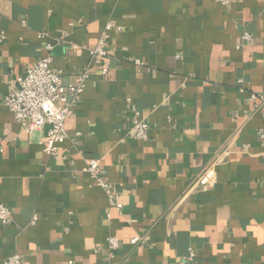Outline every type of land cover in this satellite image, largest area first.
<instances>
[{
	"label": "crops",
	"instance_id": "1",
	"mask_svg": "<svg viewBox=\"0 0 264 264\" xmlns=\"http://www.w3.org/2000/svg\"><path fill=\"white\" fill-rule=\"evenodd\" d=\"M109 20L122 26L109 76L91 69L51 157L46 131L26 132L5 105L9 86L48 43L73 83ZM2 31L0 203L13 219L0 224V264L16 253L26 264H175L192 252L196 264H264V112L247 101L264 93V0H0ZM137 111L148 141L131 135ZM218 156L215 187L194 186ZM90 158L121 213L84 171Z\"/></svg>",
	"mask_w": 264,
	"mask_h": 264
},
{
	"label": "built area",
	"instance_id": "2",
	"mask_svg": "<svg viewBox=\"0 0 264 264\" xmlns=\"http://www.w3.org/2000/svg\"><path fill=\"white\" fill-rule=\"evenodd\" d=\"M223 5H228L229 0H217ZM23 26L27 25L26 20H21ZM122 30V26L109 20L104 26L97 40L96 46L89 50L90 61L84 70L78 74L73 83H65L61 70L53 66V57L50 54L53 45L46 44L47 53L43 55L26 71V74L19 77L14 84L9 86V92L5 96L4 103L11 110L15 120L28 133L46 131V138L43 142L44 151L51 157L59 156V145L65 142L70 136L66 127L67 121L72 117L75 106L82 99L86 88L90 71L96 67L103 78H107L111 69L110 41L113 31ZM48 34L43 32L42 36ZM6 38L5 31L0 33V42ZM243 42L253 39L252 33L245 31L241 35ZM240 48V45H238ZM79 49V48H77ZM137 64H142L136 60ZM129 102L131 101L128 99ZM247 101L257 103L258 108L264 112V93H250ZM131 135L140 141H148L150 138V125L140 116V112L135 113L131 127ZM264 136V135H262ZM221 158L224 153H220ZM207 164L198 174L194 176L193 185L203 191H208L215 187L218 182V164L221 158ZM66 157V156H65ZM84 171L88 173L99 186L106 192L111 208L120 213L123 203L120 201V194L116 187L112 186L105 178V170L97 158H90ZM108 218L111 214L108 213ZM13 219V211L7 205L0 203V224L6 225ZM36 220V216L34 220ZM140 237H133L132 244H138ZM110 250L119 247L117 236L110 235L107 239ZM3 264H26L21 254L9 256ZM70 264H74L70 261ZM175 264H196L195 255L192 252L189 256L182 258Z\"/></svg>",
	"mask_w": 264,
	"mask_h": 264
}]
</instances>
